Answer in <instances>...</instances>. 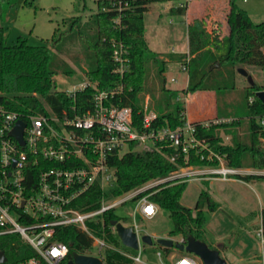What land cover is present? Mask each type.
Returning a JSON list of instances; mask_svg holds the SVG:
<instances>
[{
	"label": "trees",
	"instance_id": "16d2710c",
	"mask_svg": "<svg viewBox=\"0 0 264 264\" xmlns=\"http://www.w3.org/2000/svg\"><path fill=\"white\" fill-rule=\"evenodd\" d=\"M17 1L0 0V98L10 108L19 111L33 109L43 113H49L45 105L52 112H60L71 105H75L80 112L92 108L95 88L90 85L76 91L74 99L56 87L50 91L55 75L75 74V69L64 55L82 69L98 90L111 92L105 104L131 108L132 123L137 129H141L142 119L140 94L145 91L150 92L153 101L148 107L157 114L151 127L175 128L186 121L183 102L178 101L179 91L165 86L166 61L150 49L144 36L143 15L151 2L160 0H95L97 9L86 21L82 22L81 15L66 18L65 30L57 33L56 29L50 41L39 45L28 44L21 35L15 43H6L1 21L7 9L15 6ZM237 1L227 0L225 34L220 21H214L210 31L195 21L186 24L189 48L185 60L188 78L185 93L211 90L221 94L236 88L238 67L253 66L264 70V22H254ZM21 2L31 5L34 0ZM171 11L178 15L183 14L185 9L177 6ZM67 40H79L82 44L81 52L65 53L64 43ZM120 45L128 58V67L122 75L115 70L117 62L114 60V50ZM217 62L219 65L215 66ZM150 64L156 67L155 78L160 82L157 90L148 89L145 85V78L150 74ZM257 91H263L264 94V85L255 81L248 83L242 103L235 111L237 115L230 122L215 123L208 127L193 122L196 136L203 138L215 151L220 150L229 167L264 169V142L261 141L264 129L258 124L259 118L264 117V97H259ZM242 117L247 119V132L244 135H240L237 129ZM221 131L230 135V144L222 142ZM137 145V142L130 141L125 152L121 155L114 153L109 158L108 163L115 170L113 188L104 192L98 184H93L73 205L83 210H94L100 207L102 197L119 196L148 180L164 178L181 166L217 164L215 159L200 158L195 149L191 148L187 153L175 149L169 145L168 140L156 142L155 147H144L141 150L134 149ZM171 156H174L173 161L170 160ZM231 177L244 181L264 180V175L253 173H235ZM187 185L185 180L164 181L142 191L138 196L147 194L150 201L167 212L173 225L169 235H181L185 240L190 234L202 240L201 233L205 224L202 209L206 206L208 210L215 211L218 203L211 199L207 190L201 189L193 208L181 204L180 197ZM260 216L264 237V207L260 210ZM101 218L96 223L89 222V226L99 236L103 228L108 239L116 244L117 240L110 233V222L120 221L121 218L112 209L104 211ZM54 238L69 246L67 259L71 258L73 252L86 253L92 241L75 224L57 227ZM162 249L166 253L172 247ZM0 250L7 257L3 264H19L34 255L33 249L16 235L1 237ZM262 251L264 264V245ZM103 259V264H131L130 258L109 248L104 250Z\"/></svg>",
	"mask_w": 264,
	"mask_h": 264
},
{
	"label": "built area",
	"instance_id": "2783aa9c",
	"mask_svg": "<svg viewBox=\"0 0 264 264\" xmlns=\"http://www.w3.org/2000/svg\"><path fill=\"white\" fill-rule=\"evenodd\" d=\"M189 1L181 0L178 6L184 7ZM125 53L121 45L114 50V60L117 62L115 70L120 75L128 67ZM88 85L95 88L93 105L82 112L75 105L60 112H52L48 105L45 108L49 113L33 109L19 111L10 108L0 98V238L16 235L34 251V255L19 264H65L71 259H67L69 246L55 239L54 234L57 227L71 224L77 225L92 240L83 254L97 256L104 262V250L109 248L119 251L131 262L142 263L141 229L135 220L150 219L159 212V207L148 199L147 194L138 196L142 191L164 181H187L192 176L204 173L217 174L222 179L240 174L241 169L225 164L220 150L215 151L203 138L196 136L195 126L188 119L175 128H153L151 123L157 114L148 109L146 100L142 106L141 129H137L132 123L131 108L105 104L111 92L98 90L96 84L88 79L62 91L74 99L76 91ZM231 120L215 118L212 121L198 120L197 123L208 127ZM17 121L24 124L22 142L12 135ZM258 124L264 129V117L259 118ZM163 140H168L169 145L184 153L195 149L200 158L215 159L217 164L181 166L164 178L148 180L119 196L102 197L100 207L94 210H83L73 205L93 184H98L104 192L115 186V170L108 160L114 153L121 155L125 152L130 141L141 145L150 143L155 147L156 142ZM170 160L173 161L174 156ZM128 199L136 201L134 222L129 224L137 234L138 248L134 249L137 250L135 254L108 239L103 228L99 236L88 224L101 221L104 211L113 210ZM110 233L116 240L119 239L112 225ZM258 233L264 242L261 229ZM156 253L158 257L163 254L160 251ZM172 260V264H197L195 256L188 252L172 255Z\"/></svg>",
	"mask_w": 264,
	"mask_h": 264
},
{
	"label": "rangeland",
	"instance_id": "374dc122",
	"mask_svg": "<svg viewBox=\"0 0 264 264\" xmlns=\"http://www.w3.org/2000/svg\"><path fill=\"white\" fill-rule=\"evenodd\" d=\"M181 0L154 1L149 4V8L143 15L144 36L147 44L155 51L159 58L166 61L165 86L179 91L178 101L184 105L186 119L212 121L215 118H231L236 114V109L241 105L244 97V89L248 85L246 77L236 72V88L224 93H215L211 90H198L195 93L184 92L186 84L185 60L188 57L186 44V25L190 21L197 20L200 25L203 23L211 29L214 21H223L226 10L228 11L227 0H190L184 6L183 16L173 13ZM239 7L245 9L254 22H264V0H238ZM85 4V8L83 5ZM227 6V8H226ZM97 9L95 0H34L31 5H24L21 0L17 4L7 9L1 25L4 28V36L7 44H13L18 36H23L30 45H39L51 40L55 30L57 33L66 28V18L81 15L82 22L86 21ZM181 19V20H180ZM225 31L227 30L224 28ZM56 33V34H57ZM55 34V35H56ZM65 53H80L82 44L79 40L64 43ZM181 50V51H178ZM178 51L177 53H173ZM63 57L75 69L73 76L57 74L54 76V85L57 90L72 88L81 80L87 79L82 69L76 67L66 56ZM219 65V64H218ZM217 65V66H218ZM150 74L146 79V88L160 87V82L155 78L156 67L150 64ZM254 81L264 85V70L258 67H244ZM175 78L177 81H173ZM142 106L145 101L152 104V97L149 91L140 94ZM251 101V99H249ZM149 108V107H148ZM152 109V108H151ZM189 120V121H190ZM240 135L247 132V119L240 118L237 126ZM222 142L230 144V135L224 131L220 133ZM264 142V138H261ZM151 148L152 144H138L134 149ZM126 151V149L124 150ZM261 174L264 169L242 168L240 174ZM200 176L216 177L214 174L204 173L192 176L188 180V185L183 191L181 204L193 208L199 190H207L211 199L218 203L215 211H210L203 207V217L205 224L201 233L202 240L210 248H216L218 242L226 245L227 251L235 256H240L238 264H262L261 239L258 233V219L260 211V200L264 204V180L254 179L251 185L240 181L211 180L208 183ZM259 196V198L257 197ZM136 201L128 199L121 205L116 206L112 212L118 215L124 225L133 224V210ZM140 227L141 235L149 234L153 238L151 244L140 241L142 263L131 262V264H172V255L183 254L172 247L169 252H164L162 247L156 242L158 237H169L175 241H182L181 235H169L172 229V220L167 212L159 211L154 217L136 218ZM246 244L243 253L240 244ZM120 248L135 254L137 250L126 247L117 239ZM245 248V247H244ZM156 251L162 252L158 257ZM220 255L226 260V251L220 250ZM197 264H202L195 256ZM227 264L228 261L226 260Z\"/></svg>",
	"mask_w": 264,
	"mask_h": 264
},
{
	"label": "water",
	"instance_id": "95a60500",
	"mask_svg": "<svg viewBox=\"0 0 264 264\" xmlns=\"http://www.w3.org/2000/svg\"><path fill=\"white\" fill-rule=\"evenodd\" d=\"M218 65V62L215 66ZM237 72L242 76L246 77L248 83H253V77L247 73V71L243 67H238ZM55 89V85L52 84L50 91ZM256 94L263 98V91H257ZM23 122L17 121L14 130L12 131V135H14L19 142H22V128ZM110 225L115 227L117 236L123 245L137 249L138 248V240L137 234L133 230L132 226L124 225L120 221L112 220ZM140 241L151 244L153 242V238L149 234H142L140 236ZM156 242L162 247H173L180 252H188L198 257L202 264H227L226 260L220 255L219 248H210L203 240L196 239L193 235H188L185 240L180 242L175 241L169 237H158L156 238ZM6 260V256L3 250H0V262H4ZM65 264H103L102 260L97 256L80 254L77 252H73L71 259H69Z\"/></svg>",
	"mask_w": 264,
	"mask_h": 264
},
{
	"label": "crops",
	"instance_id": "0c3cea01",
	"mask_svg": "<svg viewBox=\"0 0 264 264\" xmlns=\"http://www.w3.org/2000/svg\"><path fill=\"white\" fill-rule=\"evenodd\" d=\"M164 2L165 1H168V0H163ZM243 1H245V0H243ZM148 8H149V5H148ZM147 8V9H148ZM226 8H227V6H226ZM245 10V9H244ZM226 12H227V10H226ZM247 12V11H246ZM249 14V13H248ZM179 15H181V16H183V14H179ZM250 16V15H249ZM252 19V18H251ZM181 20V19H180ZM221 22V21H220ZM195 23L196 24H198V25H200V23L197 21V20H195ZM222 23V31H223V33L225 34V33H227V30L225 31V29L224 28H226L227 29V27L224 25V20L221 22ZM184 26H186L185 24H184ZM201 26V25H200ZM202 26H205L206 27V29L208 30V31H210L211 29L210 28H208V26H206L204 23L202 24ZM187 27V26H186ZM145 40H146V38H145ZM186 44H187V50H182V51H187L188 52V48H189V43H188V35H187V28H186ZM147 45H149V44H147ZM150 47V46H149ZM151 49V48H150ZM152 50V49H151ZM178 51H181V50H178ZM178 51H175V52H173V53H177ZM155 52V51H154ZM186 52V53H187ZM186 84H187V80H188V78H187V74H186ZM174 80V82L175 81H177L175 78H173ZM186 84H185V87H186ZM148 109H150V110H153V109H151V108H148ZM154 111V110H153ZM188 119V118H187ZM188 120H190V119H188ZM191 122H198V120H190ZM238 169H242V168H238ZM200 177H202V179L203 180H206L208 183H211V180L213 179V180H216V179H220V180H225V181H235V180H237V181H240V182H243V183H245V184H247V185H251V183L252 182H254L253 180L254 179H251L250 181H244V180H242V179H239V178H232V177H230V178H227V179H222V178H220V177H218V176H216V177H207V176H200ZM187 183H188V180L186 181ZM200 191V190H199ZM257 197L259 198V196L257 195ZM259 200H260V210L264 207V204L262 203V201H261V198H259ZM159 211H161V209L159 208ZM259 216H260V211H259ZM258 223H259V225H258V231H259V229H261V216H260V218L258 219ZM126 225H129V224H126ZM143 234H145V233H143ZM218 246L216 247V248H219L220 250H224V251H226L227 252V254H226V256H225V258H226V260L228 261V264H238L239 263V257L240 256H235L234 254H230V252L229 251H227V249H226V245L224 244V243H221V242H218V244H217ZM263 245H264V242H262L261 241V257H262V255H263V251H262V248H263ZM240 246L242 247V249L243 250H241L242 251V253H243V251H244V249H246V244H244V243H242V244H240ZM245 247V248H244ZM193 255V254H192ZM262 264H263V260H262Z\"/></svg>",
	"mask_w": 264,
	"mask_h": 264
}]
</instances>
